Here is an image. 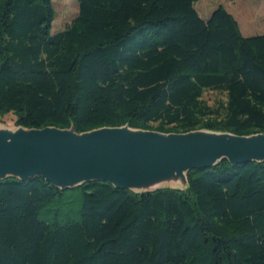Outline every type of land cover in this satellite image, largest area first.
Returning <instances> with one entry per match:
<instances>
[{
  "label": "trees",
  "instance_id": "obj_1",
  "mask_svg": "<svg viewBox=\"0 0 264 264\" xmlns=\"http://www.w3.org/2000/svg\"><path fill=\"white\" fill-rule=\"evenodd\" d=\"M198 1L77 0L51 33L52 0H0V121L264 133V34L243 37L222 6L202 19ZM186 177L146 194L0 181V264H264V163Z\"/></svg>",
  "mask_w": 264,
  "mask_h": 264
},
{
  "label": "water",
  "instance_id": "obj_2",
  "mask_svg": "<svg viewBox=\"0 0 264 264\" xmlns=\"http://www.w3.org/2000/svg\"><path fill=\"white\" fill-rule=\"evenodd\" d=\"M222 161L232 167L264 163V133H161L128 125L84 133L72 127H0V181L40 177L61 191L90 182L135 194L185 191L190 171Z\"/></svg>",
  "mask_w": 264,
  "mask_h": 264
},
{
  "label": "rangeland",
  "instance_id": "obj_3",
  "mask_svg": "<svg viewBox=\"0 0 264 264\" xmlns=\"http://www.w3.org/2000/svg\"><path fill=\"white\" fill-rule=\"evenodd\" d=\"M52 5L55 17L51 33H56L70 25L78 14V4L77 0H52ZM218 6L224 7L234 17L243 37L264 34V0H199L194 7L200 17L206 20ZM203 100L209 105H214L223 98L219 94L206 92ZM0 127L15 128L14 117L7 115L2 118ZM76 207V201L69 205L70 212L67 215L70 219H77ZM63 221L64 219H61V223Z\"/></svg>",
  "mask_w": 264,
  "mask_h": 264
}]
</instances>
